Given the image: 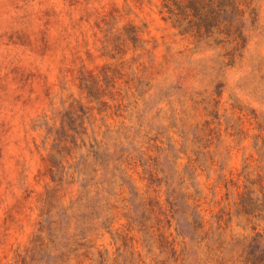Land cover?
<instances>
[{
	"label": "rangeland",
	"instance_id": "374dc122",
	"mask_svg": "<svg viewBox=\"0 0 264 264\" xmlns=\"http://www.w3.org/2000/svg\"><path fill=\"white\" fill-rule=\"evenodd\" d=\"M189 1L0 0V264L264 260V0Z\"/></svg>",
	"mask_w": 264,
	"mask_h": 264
},
{
	"label": "trees",
	"instance_id": "16d2710c",
	"mask_svg": "<svg viewBox=\"0 0 264 264\" xmlns=\"http://www.w3.org/2000/svg\"><path fill=\"white\" fill-rule=\"evenodd\" d=\"M240 0H190L188 4L176 5V9L170 10L172 15L179 16V25H183L185 16H190L192 19L188 20V23L183 28L185 33L194 32L195 35L201 36L203 33L212 36L216 32H222L226 29L230 32H234L235 37H241V20L232 18L233 14L237 17L241 12ZM209 6L211 8V20L204 15L205 8ZM177 10V12H176ZM231 17L230 19H227ZM236 39V38H235ZM220 43V42H219ZM240 45L237 46L239 48ZM256 240V239H255ZM255 262L264 264V260L260 257Z\"/></svg>",
	"mask_w": 264,
	"mask_h": 264
}]
</instances>
